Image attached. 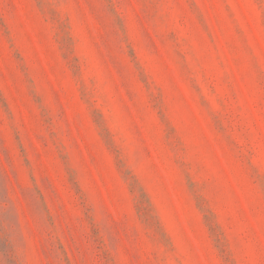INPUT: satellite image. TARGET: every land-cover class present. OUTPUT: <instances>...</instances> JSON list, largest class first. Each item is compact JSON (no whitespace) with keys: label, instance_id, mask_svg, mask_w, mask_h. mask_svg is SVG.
<instances>
[{"label":"rangeland","instance_id":"1","mask_svg":"<svg viewBox=\"0 0 264 264\" xmlns=\"http://www.w3.org/2000/svg\"><path fill=\"white\" fill-rule=\"evenodd\" d=\"M0 264H264V0H0Z\"/></svg>","mask_w":264,"mask_h":264}]
</instances>
